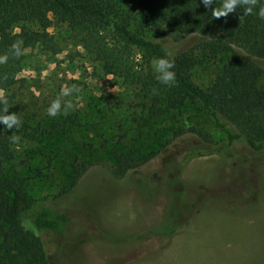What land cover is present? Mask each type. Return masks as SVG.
Returning <instances> with one entry per match:
<instances>
[{
	"label": "rangeland",
	"instance_id": "374dc122",
	"mask_svg": "<svg viewBox=\"0 0 264 264\" xmlns=\"http://www.w3.org/2000/svg\"><path fill=\"white\" fill-rule=\"evenodd\" d=\"M48 32L51 39L58 36L53 27ZM60 44L57 54L25 50L14 76V89L28 97L23 99L40 97L46 109L62 88H80L64 97L73 102L59 118L72 116L64 133L44 148L52 158L49 177L33 175L44 167L40 155L29 163V174H21L26 195L36 203L72 186L73 164L95 165L68 193L65 234L46 237L53 251H62L60 264H264V153L234 157L195 103L166 109L160 94L165 85L138 51L124 54L125 82L102 71L79 44ZM219 67H197L193 80L207 87ZM258 86L264 88V76ZM152 102L154 116L148 111ZM187 142L200 146L202 155L184 165L176 182L169 181V194L161 189L160 165ZM127 157L138 164L149 160L145 176L156 191L130 179L134 171L119 179L108 173L116 158ZM20 220L32 230L24 213Z\"/></svg>",
	"mask_w": 264,
	"mask_h": 264
},
{
	"label": "trees",
	"instance_id": "16d2710c",
	"mask_svg": "<svg viewBox=\"0 0 264 264\" xmlns=\"http://www.w3.org/2000/svg\"><path fill=\"white\" fill-rule=\"evenodd\" d=\"M258 7L246 16L238 8L227 17L213 18L200 0H0V55L17 40L24 51L39 48L52 54L61 51L60 43L79 44L107 75L127 82V51L134 49L151 61L169 52L175 82L160 92L165 108L197 104L231 154L248 152L250 159L264 153V88L258 86L264 76V19L256 15ZM52 27L58 31L55 39L49 37ZM23 58L9 54L8 61L0 64V92L8 101V113H16L22 121L19 129L0 124V264H60L62 251H53L46 237L65 234L68 193L95 165L73 164L72 186L52 199L35 203L26 195L21 174H29V163L40 155L44 167L33 169V175L49 177L52 158L44 155V148L48 139L64 133L72 116L49 117L40 97L25 100L26 94L14 89ZM209 64L220 67L210 85L201 87L193 80L194 70ZM156 105L152 102L148 109L153 116L158 113ZM12 135L20 137L17 145L10 142ZM176 146L160 165L165 182L161 189L169 194V181L176 182L184 165L202 155L200 146L188 142ZM148 161L116 158L108 173L119 179L134 171L128 177L153 193L156 187L144 170ZM21 213L31 231L23 227Z\"/></svg>",
	"mask_w": 264,
	"mask_h": 264
},
{
	"label": "clouds",
	"instance_id": "9594fccd",
	"mask_svg": "<svg viewBox=\"0 0 264 264\" xmlns=\"http://www.w3.org/2000/svg\"><path fill=\"white\" fill-rule=\"evenodd\" d=\"M200 3L206 10H210L213 18L227 17L230 13L237 11L238 8L242 9L243 15L246 16L251 14L259 4L256 15L264 19V0H200ZM9 54L15 59H19L24 54L21 41H14L8 49V53L0 55V64L8 61ZM170 57L171 53L165 52L164 56L157 57L151 62L154 78L166 86H171L175 82L174 63ZM79 92L80 88L76 85L62 88L56 99L52 100L47 107L46 114L49 117H55L58 113L67 114L73 108V102L71 99H64V97L73 96ZM75 99L79 100L80 97L76 95ZM0 105H2L0 107V124L9 130L14 126L19 129L22 121L16 113H8V101L2 92H0ZM9 140L12 144L17 145L20 137L12 135Z\"/></svg>",
	"mask_w": 264,
	"mask_h": 264
}]
</instances>
